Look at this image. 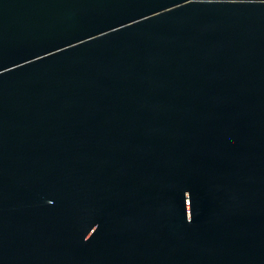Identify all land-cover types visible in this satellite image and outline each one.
<instances>
[{
	"label": "water",
	"instance_id": "water-1",
	"mask_svg": "<svg viewBox=\"0 0 264 264\" xmlns=\"http://www.w3.org/2000/svg\"><path fill=\"white\" fill-rule=\"evenodd\" d=\"M0 264H264V0H0Z\"/></svg>",
	"mask_w": 264,
	"mask_h": 264
}]
</instances>
